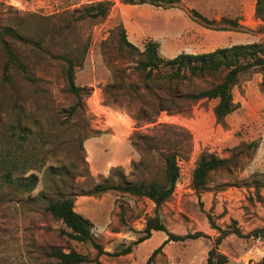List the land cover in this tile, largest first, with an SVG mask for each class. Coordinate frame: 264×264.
<instances>
[{"label":"rangeland","instance_id":"374dc122","mask_svg":"<svg viewBox=\"0 0 264 264\" xmlns=\"http://www.w3.org/2000/svg\"><path fill=\"white\" fill-rule=\"evenodd\" d=\"M97 1L109 2L105 17L75 19L79 14L75 9ZM124 1L0 0V23L26 37L25 41L6 39L35 78L32 83L12 68L13 86L3 83L6 55L0 44V154L6 147L13 148L22 167L26 162L40 166L26 173L38 176L29 193L0 183V264H55L57 260L47 255L51 246L85 255L88 261L83 264H144L166 239L165 232L152 231L130 253H115L141 236L146 218L155 215L169 232L201 231L210 237L168 241L150 264H206L217 236L208 216L223 229L235 227L241 232L227 235L218 245L227 257L223 264H260L264 255V68L241 74L232 88L238 107L221 125L213 114L214 99L188 105L180 101L178 109L155 112L154 99L142 88L134 64L117 51L121 28L140 50L147 40L157 42L165 58L261 42L264 33L254 13L256 0H177L161 6ZM193 10L217 21L237 19L244 28L221 30L228 28L226 23L206 27L193 17ZM85 46L81 57L79 51ZM61 55L73 58L75 83L83 88V98L72 114L68 109L76 98L63 78ZM139 94L147 97L141 99ZM18 124L34 133L22 144L17 142ZM164 124L186 128L192 136L189 152L178 157L180 174L167 201L155 209L146 197L114 190L85 195L95 184L159 179L160 149L148 150L142 135L172 137V128ZM5 127L14 132L9 143L1 137ZM202 151L216 154L226 164L212 174L206 190L197 193L191 173ZM49 165L70 173L45 176ZM255 181L262 199L254 194ZM60 192L74 194V209L91 220V234L105 253L97 256L90 242L70 239L65 234L70 229L45 210L47 200Z\"/></svg>","mask_w":264,"mask_h":264},{"label":"trees","instance_id":"16d2710c","mask_svg":"<svg viewBox=\"0 0 264 264\" xmlns=\"http://www.w3.org/2000/svg\"><path fill=\"white\" fill-rule=\"evenodd\" d=\"M177 0H125L128 4L148 3L155 6H161V3L172 4ZM110 10L108 1H97L86 6L75 9L78 12L76 20L97 19L105 17ZM192 15L202 25L206 27L217 23H226L228 28L221 30H236L244 27L237 19H228L222 17L219 21L209 19L199 12L193 10ZM255 17L262 23L264 28V0H256L254 7ZM260 30L264 33V30ZM6 37L15 40L25 41L26 37L21 35L17 28L2 25L0 23V44L5 52L6 61L2 69V81L8 86H13L14 82L11 75V69L16 68L25 77L26 80L34 83L35 78L29 75L27 65L21 60L14 51ZM39 45V44H38ZM40 46V45H39ZM158 43L153 40H147L140 50L137 45L127 39L125 30L121 28L120 39L117 45L118 54L134 64L133 70L142 82V88L149 91L153 97L155 112L175 110L180 107V101L188 105L193 101L201 99L216 100L213 106V114L217 123L223 125L225 118L238 107L232 95L233 86L239 81L242 73L252 68H264V37L261 42L238 43L225 47H217L211 51L202 53L181 52L171 58H165L159 54ZM87 51L85 46L79 51L83 57ZM60 59L64 62L63 78L68 91L75 96L76 104L68 109L70 114L76 109L83 98L82 87L75 83V62L70 55H61ZM264 77V76H263ZM207 82V87H201L196 81ZM264 85V80H263ZM155 91V92H154ZM157 91H161L158 93ZM141 99L146 98L145 94H139ZM150 119L149 116H145ZM21 133L18 134L17 142L22 144L25 138L34 133L23 124H18ZM163 126L172 128V137L167 136L158 139L155 135H142L148 150L160 149L163 162L162 176L159 179L149 181H139L136 183L124 182L118 184H95L85 195L95 196L110 190L132 196H142L150 199L158 209L162 203L167 201L174 191L175 184L180 174L178 157L183 153L189 152L191 148L192 136L186 128L164 124ZM1 132V137L5 143L13 139L14 132L5 127ZM20 140V141H19ZM16 143V144H18ZM164 145V146H163ZM166 145V146H165ZM10 146V145H8ZM255 147L256 145L253 144ZM165 147V148H164ZM167 147V148H166ZM164 149V150H163ZM32 157V156H31ZM30 158H26V161ZM33 160V158H32ZM226 164V160L220 158L214 153L202 151L195 161L191 173V186L200 193L206 190L211 176L219 168ZM33 162H26L22 167L20 159L16 158L13 148L6 147V152L0 154V183L16 186L21 192H31L38 183V176L35 173L26 175L28 169H38ZM21 170V171H20ZM18 171H20L18 173ZM69 170L59 169L49 165L44 170L45 176L68 175ZM75 174L73 175V177ZM254 194L258 199H262L259 192L257 181L254 182ZM74 194L59 193L53 200H47L45 210L55 219L60 220L70 229L65 234L78 242H90L99 256L104 252L103 247L91 234L92 222L87 217L74 209ZM212 228L217 230V236L214 238L212 247L208 250L206 264H223L227 261L226 255L217 250L218 245L229 234L241 235L238 228L232 227L223 229L216 225L208 216ZM152 231H163L166 233V239L153 250L144 264H150L154 255L161 250L168 241H184L186 239H196L199 237L209 238L207 234L196 231L187 234H175L169 232L161 219L155 215L147 217L142 230V235L130 242L126 247L116 252L115 255L127 254L132 251L133 246L149 238ZM254 233H258L255 231ZM47 255L57 260L55 264H83L88 261L87 257L75 250L64 251L60 246H51ZM264 264V255L260 261Z\"/></svg>","mask_w":264,"mask_h":264},{"label":"built area","instance_id":"2783aa9c","mask_svg":"<svg viewBox=\"0 0 264 264\" xmlns=\"http://www.w3.org/2000/svg\"><path fill=\"white\" fill-rule=\"evenodd\" d=\"M11 4H12L13 6H15V7L17 6L16 4H13V3H11ZM19 8H20V7H19Z\"/></svg>","mask_w":264,"mask_h":264}]
</instances>
